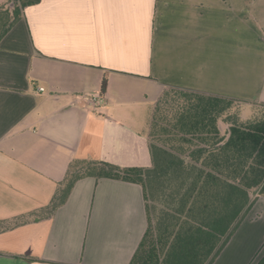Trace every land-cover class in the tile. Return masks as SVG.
Here are the masks:
<instances>
[{"label": "crops", "instance_id": "crops-1", "mask_svg": "<svg viewBox=\"0 0 264 264\" xmlns=\"http://www.w3.org/2000/svg\"><path fill=\"white\" fill-rule=\"evenodd\" d=\"M250 6H27L0 41V219L47 205L76 159L150 166L146 112L168 87L264 101V15ZM260 200L213 264H256L264 255V204L252 213ZM145 228L140 185L87 176L53 216L0 231V264H128Z\"/></svg>", "mask_w": 264, "mask_h": 264}, {"label": "trees", "instance_id": "trees-1", "mask_svg": "<svg viewBox=\"0 0 264 264\" xmlns=\"http://www.w3.org/2000/svg\"><path fill=\"white\" fill-rule=\"evenodd\" d=\"M39 1L0 4V41ZM147 136L150 166L76 159L47 205L0 219V231L53 216L83 177L110 178L143 192L146 228L128 264H213L264 196V101L168 87L151 109Z\"/></svg>", "mask_w": 264, "mask_h": 264}, {"label": "rangeland", "instance_id": "rangeland-1", "mask_svg": "<svg viewBox=\"0 0 264 264\" xmlns=\"http://www.w3.org/2000/svg\"><path fill=\"white\" fill-rule=\"evenodd\" d=\"M254 0H250V7L252 9V12L253 14L255 12L259 13V14H263L264 15V1L261 2L260 0L256 1V3L252 6V2ZM260 2V3H259ZM261 4V5H260ZM263 34H264V30L262 31ZM147 112H146V117L149 118V114H150V111H151V108H147ZM146 118V119H147ZM263 204H264V201L263 200H260L257 205L255 206V208L253 209L252 213L255 214V212H257L258 210H260L262 207H263Z\"/></svg>", "mask_w": 264, "mask_h": 264}, {"label": "built area", "instance_id": "built-area-1", "mask_svg": "<svg viewBox=\"0 0 264 264\" xmlns=\"http://www.w3.org/2000/svg\"><path fill=\"white\" fill-rule=\"evenodd\" d=\"M41 89H42V88H41ZM102 102H103V99H102L101 96H99V95H95V96L92 97V104H93L94 106H98V105H100Z\"/></svg>", "mask_w": 264, "mask_h": 264}]
</instances>
